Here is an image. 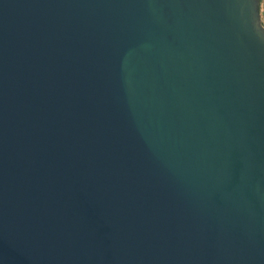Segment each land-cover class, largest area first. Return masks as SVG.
Wrapping results in <instances>:
<instances>
[{
  "label": "water",
  "instance_id": "1",
  "mask_svg": "<svg viewBox=\"0 0 264 264\" xmlns=\"http://www.w3.org/2000/svg\"><path fill=\"white\" fill-rule=\"evenodd\" d=\"M260 0H0V264H264Z\"/></svg>",
  "mask_w": 264,
  "mask_h": 264
},
{
  "label": "built area",
  "instance_id": "2",
  "mask_svg": "<svg viewBox=\"0 0 264 264\" xmlns=\"http://www.w3.org/2000/svg\"><path fill=\"white\" fill-rule=\"evenodd\" d=\"M260 16H264V0L259 3Z\"/></svg>",
  "mask_w": 264,
  "mask_h": 264
},
{
  "label": "rangeland",
  "instance_id": "3",
  "mask_svg": "<svg viewBox=\"0 0 264 264\" xmlns=\"http://www.w3.org/2000/svg\"><path fill=\"white\" fill-rule=\"evenodd\" d=\"M261 21H262V24L264 26V16H261Z\"/></svg>",
  "mask_w": 264,
  "mask_h": 264
},
{
  "label": "trees",
  "instance_id": "4",
  "mask_svg": "<svg viewBox=\"0 0 264 264\" xmlns=\"http://www.w3.org/2000/svg\"><path fill=\"white\" fill-rule=\"evenodd\" d=\"M262 0H260V2H261Z\"/></svg>",
  "mask_w": 264,
  "mask_h": 264
}]
</instances>
